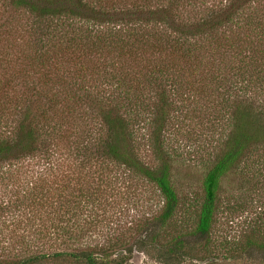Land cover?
Instances as JSON below:
<instances>
[{
	"label": "trees",
	"instance_id": "obj_1",
	"mask_svg": "<svg viewBox=\"0 0 264 264\" xmlns=\"http://www.w3.org/2000/svg\"><path fill=\"white\" fill-rule=\"evenodd\" d=\"M192 136L202 199L191 231L184 217L170 230L175 143ZM230 172H264V0H0V189L19 197L30 177L23 199L0 195V221L31 206L42 241L8 264H123L150 247L182 264ZM144 184L159 209L122 223ZM253 233L243 251L264 261Z\"/></svg>",
	"mask_w": 264,
	"mask_h": 264
},
{
	"label": "rangeland",
	"instance_id": "obj_2",
	"mask_svg": "<svg viewBox=\"0 0 264 264\" xmlns=\"http://www.w3.org/2000/svg\"><path fill=\"white\" fill-rule=\"evenodd\" d=\"M194 137H186L188 140L180 139L175 143V181L185 206L169 223L170 230L174 229L176 219L178 223H181L179 219L184 217L187 221L183 223V230L191 231L194 225V216L202 199L201 180L206 166L203 159H206L207 152L202 147V140H194ZM28 174L21 177V180L25 181L23 182L25 183L23 191H26V188L30 186ZM20 193H17L18 197L3 188L0 189V195L9 199L22 198ZM26 196L28 195L25 194L23 198ZM131 197L137 201L132 200L130 205H127V210L122 212L120 218L122 223L128 219L129 215L133 216L138 210L139 214H143L144 206L150 207L151 210H158L161 205L160 195L147 184L139 186L135 195H131ZM263 208L264 172L249 177H241L238 172L228 173L222 179L215 219L208 238L193 245L188 250L190 256L182 264H264L262 259L255 256L251 258V254H245L243 251L246 237H250L253 232L260 237V234L264 232V226H258L257 221L261 217ZM7 214L8 219L0 221V255H3L0 260H5L8 264V261L15 260L16 256L20 255L18 253L22 250L23 242L31 240V243L37 246L42 241L33 233L36 219L39 217L35 208L17 202L15 206L8 209ZM149 249V252H145V254L138 251L128 255L123 264H160L154 250L151 247ZM116 255H111L105 264H119L116 262L118 259ZM40 264L76 263L69 260H57Z\"/></svg>",
	"mask_w": 264,
	"mask_h": 264
},
{
	"label": "water",
	"instance_id": "obj_3",
	"mask_svg": "<svg viewBox=\"0 0 264 264\" xmlns=\"http://www.w3.org/2000/svg\"><path fill=\"white\" fill-rule=\"evenodd\" d=\"M122 252H123L122 250L118 251V253H122Z\"/></svg>",
	"mask_w": 264,
	"mask_h": 264
}]
</instances>
